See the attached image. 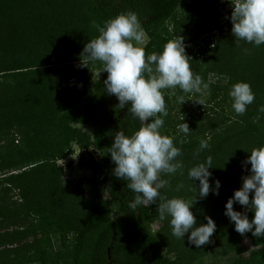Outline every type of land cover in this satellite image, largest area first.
I'll return each mask as SVG.
<instances>
[{
  "label": "trees",
  "instance_id": "16d2710c",
  "mask_svg": "<svg viewBox=\"0 0 264 264\" xmlns=\"http://www.w3.org/2000/svg\"><path fill=\"white\" fill-rule=\"evenodd\" d=\"M8 1L10 8L5 10ZM41 1L4 0L0 4L6 18L19 7L31 11L10 31L0 27V264H187L192 247L187 255H178L179 263L160 253L162 240L168 253L182 251L180 242L175 246L168 242L174 237L167 218L155 232L147 227L148 221L159 219V201L131 209L136 194L113 172L109 148L115 133L124 131L130 136L141 122L129 115L130 104L119 108L118 99L107 94L108 74L101 72L100 62L79 67L86 43L99 35L93 22L103 26L128 11L137 13L145 31L146 54H159L168 40L178 36L185 45L201 37H216L204 50L187 54L192 71L210 82V99L220 96L226 102L234 84H250L255 100L243 116L217 114L219 110L209 114L205 107L197 118L187 113L184 118L190 119L180 121L191 132L183 139L175 135L179 120L171 118L164 94L169 114L163 117L161 133L175 138L182 151L177 159H188L190 169L212 157L210 169L220 181L219 194L215 202L210 198L212 209L199 201L196 206L201 210L193 213L197 227L206 224L208 217L217 226L212 243L201 246L202 253L217 247L224 255L233 254L249 237L258 249L245 257L232 256L229 264H264V236L239 234L225 215L227 201L242 187V177L250 174L251 165L243 162L253 148L264 147V112L259 110L264 106V44L239 41L237 46L231 33L232 5L224 11L218 0H46L44 10ZM42 12L47 13L42 26L57 20L61 35L68 39L72 35L69 56L52 35L48 39L40 32V41L33 44L30 25L35 14ZM208 75L217 81L211 82ZM232 103L226 107L235 113ZM201 140H209V148L195 156ZM73 157L76 167L86 173L68 187L61 178L71 162L66 166L59 162ZM175 176L161 178L171 185H184L185 180H174ZM166 187L160 189L163 196ZM13 194L18 204L8 209ZM249 195L251 199L254 192ZM233 207L245 212L238 203ZM247 215L249 220L254 218L250 210Z\"/></svg>",
  "mask_w": 264,
  "mask_h": 264
},
{
  "label": "clouds",
  "instance_id": "9594fccd",
  "mask_svg": "<svg viewBox=\"0 0 264 264\" xmlns=\"http://www.w3.org/2000/svg\"><path fill=\"white\" fill-rule=\"evenodd\" d=\"M230 2L233 9L231 33L237 46L239 41L255 46L264 44V0ZM93 26L99 35L86 43L80 54L79 67H88L89 62H100L101 72L108 74L104 81L107 94L118 99L119 108L130 104L129 115L141 122L139 129L130 136L124 131L116 132L109 148L115 164L114 175L127 181V188L136 194L129 207L135 210L140 205L146 207L159 201V219L163 221L166 216L171 217L174 237L184 240L185 234L190 232L188 242L197 248L212 243L210 238L216 231L215 222L208 217L206 224L197 227L196 216L191 211L198 198H206L210 192L219 194L220 181H215L214 188L209 182L212 176L209 171L212 168L211 156L206 158V163L188 171L190 181H199V192L195 187L197 194L194 198L167 199L160 192L169 184L168 180L161 178L162 174L174 175L179 171L183 175L184 169L183 161L177 159L182 151L175 145V138L161 133L165 123L163 117L169 114L165 90H172V95L177 88L186 94H198L199 99L191 100L204 106V97L210 94V82L205 83L199 74L192 71V59L186 54L182 36L168 40L159 54H146L140 46L145 43L146 34L135 12L121 13L103 26L93 22ZM244 51L247 52V49ZM229 95L233 99L235 113L240 116L255 100L250 84L245 82L234 84ZM176 99L181 105L187 101L183 95ZM259 110L264 112V106ZM178 130L185 135L191 132L186 122L179 124ZM209 140L200 141L195 156L209 148ZM243 163L251 165L250 174L242 177V187L235 190L233 197L227 201L225 215L234 222L235 231L239 234L251 232L254 237H261L264 236V147L253 148ZM182 187L183 184L178 185L177 190ZM253 192L250 199L249 194ZM234 203L243 206L245 212L234 210ZM249 210L254 212L251 220L247 215Z\"/></svg>",
  "mask_w": 264,
  "mask_h": 264
},
{
  "label": "rangeland",
  "instance_id": "374dc122",
  "mask_svg": "<svg viewBox=\"0 0 264 264\" xmlns=\"http://www.w3.org/2000/svg\"><path fill=\"white\" fill-rule=\"evenodd\" d=\"M38 1H41V0H38ZM45 1L46 0L43 1V4H42V1L40 2L41 6L44 8V10L46 9ZM3 2H4V0H0V4H2ZM229 2H230V0H218L217 1L218 4L217 3L216 4L218 6L223 5L224 11H227L228 8L231 6V4H230L231 2L230 3ZM10 5H11V2L8 1L7 5L5 7V10H9ZM22 9H23V7H19L15 13H13L10 17H7V18H6V15H7L6 13L0 12V27H3L4 30L6 32H8L11 30L12 26L15 27L17 24H19L21 22V20L23 19V18H21V16L24 17V15H26V14L31 15V11L25 10L23 12ZM50 9L51 8H49V10ZM3 11H4V8H3ZM5 12H8V11H5ZM46 14L47 13L43 14V12L40 14H38V13L35 14V20H34L33 24L30 25L32 28L29 30V36H30L33 44H35L38 40L40 41V39H41L40 38L41 37L40 32H43V34L45 35L44 37L47 36L48 39L50 38L51 35L52 36L54 35L55 37L51 36V38H57V40L59 42L55 41L56 45L57 46L62 45V47L60 48L61 51L63 53H66L65 54L66 56H69L73 50L70 48L74 42V39H70L72 35L69 36L70 40L67 38L68 36L67 37H65L64 35L62 36L61 35L62 31H60V29H59V25L57 24V22H58L57 20L55 21L56 23L53 25H46L45 27L42 26L41 20L42 21L44 20L43 16H45ZM28 17H30V16H28ZM29 22H28V24H29ZM210 37L211 36L204 37V38L201 37L196 42L185 45L186 54H189L191 56L192 54H196L199 51L204 50L206 43L209 40L212 41L214 38H216V37H212L213 38L212 39ZM146 42H147V37L145 36V43ZM144 44L140 45V46L143 47ZM42 46H44V45H42ZM208 76H209V79L211 78V82L217 81V78L215 76H211V75H208ZM171 92H172V90H165V95L168 96V102H169L168 104H169V110H170L171 118H174V119L178 118L177 120H179L178 121L179 124L183 123L182 121H180V118H183V116L187 115V113H191L193 115V118L199 117L202 114L201 108H204V107H205L206 111L209 112V114H213V113H215V110H219L217 114H219V113H222L224 115L230 114L232 117H236L235 115H237L236 113H231L230 112L231 109H228L226 107V105L229 102H231V103L233 102V100L231 98L228 101L224 102L223 99H221L222 97H220V96H218V98H211L210 99L209 98V96L211 95L210 94V95H207L206 97H204L205 102H204V106H203V105L195 102L194 100H191V99H199L200 97L198 94L195 96H193L191 94H186V93H183L178 88L175 90V95H172ZM180 95H183L185 97V100H187L182 105L179 104L177 102V99H176V97L180 96ZM90 96H91V91H89L87 98ZM209 99H210V101H209ZM232 104H231V106H232ZM196 108H200V109H196ZM221 110H223V111H221ZM44 114H42V115L44 116ZM188 119H190V118H184L183 121H186ZM178 125L174 128V131L176 132L175 135L179 134L181 139H183V138H185L184 136H186V135L178 130ZM80 128L83 131L89 130L88 127H80ZM169 131H170V133L174 134L173 128H170ZM210 135L211 134L208 133V136L206 138H210ZM85 154H87V153L85 152ZM95 156H97V155H95ZM76 160H77V158L73 157L71 160L67 159L65 161L59 162V164L61 166H66L69 162H71V165H72V167H69L65 170V173L61 178L62 182L65 183V186H68V187L71 186L77 178H79L80 176H82L86 173L84 169L76 167V164H75ZM183 163H184L183 175H181L180 172L178 171L176 173L177 176H175L174 180L183 178V180H185L183 186H185V187H182L179 190H177L178 184L177 185H175V184L171 185L169 183L170 185H167L166 189L162 192V194L163 193L165 194L167 199L179 197V198H183L185 200H189V199L194 198L196 196V194L199 192V189H197L198 190L197 193L194 190L195 187H199V181L198 180L190 181V179L188 178V171L190 169V167H189L190 162L188 161V159H185L183 161ZM209 171L212 173V176L209 178V182H210V185L214 188L216 177H215L214 172H212L210 168H209ZM2 174H4V173L2 172ZM162 177L165 178L166 174H162ZM170 190H171V193L169 192ZM17 198H18V196H16V194L15 195L13 194L11 204L9 205L8 209H13L14 207L16 208L15 204H18ZM210 198L215 202L216 201V194H213L212 192H210L206 198H198L197 201L194 203L191 211L194 214H197V213L199 214L201 207L196 206V204L199 201L203 202V204H202L203 207H209L212 209V206H210L211 205ZM206 205H208V206H206ZM150 210L152 211L154 209L151 207ZM206 210H207V212L209 211V209H206ZM150 216H152L154 218L153 214ZM166 218H167V221H170V219H171V217H167V216H166ZM163 223L164 222H162L160 219L154 218V219H152V221H148L147 227L151 231L155 232L156 230H158L159 228L162 227ZM250 234H252V233H250ZM187 237H188V233L185 234L184 240L183 239H177L176 237H174L173 239H171V238L169 239L168 242L173 241V243H172L173 246L178 245L180 242V246L182 248V251H180L177 254H175L174 252L168 253V251L166 249V243L162 240L163 245L160 247V253H162L166 257L177 258V260H178V255L180 253L182 254L183 252H185V255H187V251L190 250V248L192 247L193 250H192L191 254L189 256H186L187 264H211V263L229 264L232 256H236V257L244 256L245 257L251 250L258 249V247L253 244L252 240L249 237H247L246 239L243 240V242L239 245V247H237L235 249L233 254L224 255L222 253V251L220 250V248H217V247L216 248L214 247L211 249H206V251L204 253H202L203 252V251H201L202 247L197 248L195 245L190 244L188 242ZM55 248H57V245H55ZM178 263H179V260H178Z\"/></svg>",
  "mask_w": 264,
  "mask_h": 264
}]
</instances>
